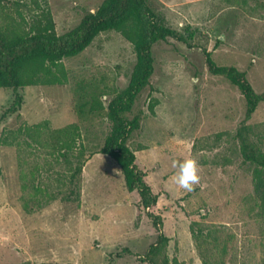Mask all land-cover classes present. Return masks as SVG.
<instances>
[{
    "label": "rangeland",
    "instance_id": "obj_1",
    "mask_svg": "<svg viewBox=\"0 0 264 264\" xmlns=\"http://www.w3.org/2000/svg\"><path fill=\"white\" fill-rule=\"evenodd\" d=\"M105 0H4L0 21L30 27L50 12L58 36L76 28ZM165 24L195 30L189 44L175 39L152 47L150 84L128 119L140 126L127 141L170 241L149 254L158 232L120 166L101 152L112 129L108 109L129 85L137 57L120 32L100 33L76 56L63 59L66 81L0 88V264H264V199L254 165L244 163L236 137L247 103L226 77L209 72L205 51L220 66L245 72L264 93V0H149ZM71 125L77 145L63 147L54 132ZM264 150V102L247 122ZM198 161L193 191L175 183L173 161ZM80 199H68L79 162Z\"/></svg>",
    "mask_w": 264,
    "mask_h": 264
},
{
    "label": "trees",
    "instance_id": "obj_2",
    "mask_svg": "<svg viewBox=\"0 0 264 264\" xmlns=\"http://www.w3.org/2000/svg\"><path fill=\"white\" fill-rule=\"evenodd\" d=\"M4 0H0V7ZM120 32L135 49L137 63L128 87L109 105L108 116L112 129L107 136L101 152L112 157L120 166L126 188L136 191L142 206L148 211V217L158 232V237L150 247L149 254H158L165 249L170 239L162 231L161 215L151 213L157 205L158 195L154 194L145 181V173L136 164V156L127 145L131 134L139 128L140 119H128L129 112L137 95L150 84L154 71L152 47L156 42L175 39L189 44L195 37V30L186 29L182 34L168 27L165 19L156 13L149 0H105L94 13H87L81 23L68 33L58 36L50 12H42L28 28L26 24L7 17L0 21V88H11L15 97L6 114L16 113L22 104L20 88L30 85L62 84L66 81L63 59L78 55L84 51L102 32ZM207 67L213 75L226 77L244 96L247 103L245 120L241 123L236 137L244 163L254 165L256 194L264 199V150L251 138L252 129L247 122L252 118L260 103L264 102V93L257 94L247 79L246 73L234 66H220L205 51ZM64 136L63 147L77 145L80 131L77 125H71L54 132ZM79 162L70 178L68 199L78 201L80 190L78 180L84 168ZM161 264H178L165 255Z\"/></svg>",
    "mask_w": 264,
    "mask_h": 264
},
{
    "label": "clouds",
    "instance_id": "obj_3",
    "mask_svg": "<svg viewBox=\"0 0 264 264\" xmlns=\"http://www.w3.org/2000/svg\"><path fill=\"white\" fill-rule=\"evenodd\" d=\"M173 166L178 168L175 175V183L182 189L193 191L194 185L199 183V163L194 158L182 161H173Z\"/></svg>",
    "mask_w": 264,
    "mask_h": 264
}]
</instances>
